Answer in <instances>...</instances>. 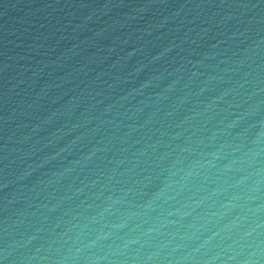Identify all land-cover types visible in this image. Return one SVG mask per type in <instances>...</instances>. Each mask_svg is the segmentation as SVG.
Here are the masks:
<instances>
[{
    "label": "water",
    "instance_id": "obj_1",
    "mask_svg": "<svg viewBox=\"0 0 264 264\" xmlns=\"http://www.w3.org/2000/svg\"><path fill=\"white\" fill-rule=\"evenodd\" d=\"M0 264H264V0H0Z\"/></svg>",
    "mask_w": 264,
    "mask_h": 264
}]
</instances>
